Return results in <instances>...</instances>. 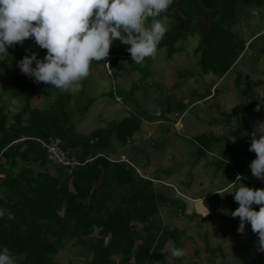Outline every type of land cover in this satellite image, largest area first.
<instances>
[{
	"label": "trees",
	"instance_id": "1",
	"mask_svg": "<svg viewBox=\"0 0 264 264\" xmlns=\"http://www.w3.org/2000/svg\"><path fill=\"white\" fill-rule=\"evenodd\" d=\"M262 4L264 0H183L179 3L180 10L187 16L211 17L210 27L203 31L195 30L201 35L195 55L200 58L198 65L203 76L214 74L220 77L230 70L245 47L244 41L230 28L237 23L238 8L241 5L260 7ZM173 7L172 4L168 11ZM164 16L172 18L175 23L166 31L158 50L166 49L168 55L172 56L181 52L176 43L186 40L190 30L185 29L181 20L166 14L161 17ZM26 50L13 54L10 60L19 61L29 54ZM120 55L130 57L127 50L121 52L111 47L104 61L94 62L120 72L125 69L118 58ZM39 56L43 57L40 52ZM150 61L151 57L146 58L139 64H143V67L132 65L130 71H140L143 78H148L150 71L144 66L150 64ZM7 65V62H3L1 66L0 84L14 98H21L23 105L11 117L6 114L5 106H0V209L14 215L13 219L7 215L0 218V246L8 247L17 257L18 264H56L53 257L61 249L63 240L77 238L78 242L95 243L94 264H110V256L119 253L124 246L127 248L123 264H129L131 250L138 238L130 232L132 217L124 209L117 210L120 214L116 210L110 213V202L105 203L108 202V194H104V188L110 185V172L123 184L133 178L132 168L127 164L111 163L109 154L112 138L120 145L126 144L140 129V118L126 117L118 123H111L106 131L97 130L87 136L79 135L71 122V95L54 86L29 81L25 76L6 79L4 71ZM48 91L56 95L54 104L45 110L33 108L34 98ZM9 120L12 121L10 124ZM53 138H59L61 149L80 165L70 168L56 166L50 161L40 141L49 142ZM249 144L248 137L243 139L233 160L238 163L239 174L246 177L242 181L245 186L264 188V181L257 178L252 180L251 171L246 170L247 163L242 160L247 157L251 162L255 158V153L248 150ZM102 178V184L93 189ZM99 193L102 195L100 199ZM87 200L89 207L86 206ZM96 202L99 206H95ZM233 206L235 209L238 203L234 201ZM253 207L259 210V206ZM156 214L157 207L154 205L152 212L140 219L147 222ZM96 229H99L97 236H92ZM146 234V246L137 249L133 255L136 264H151L152 259L148 261L150 249L160 233L146 231ZM173 234L162 233L159 239L164 242L172 238ZM175 234L178 235L176 239H179L180 233ZM247 236L256 246L258 238L251 231L250 225ZM256 255L252 264H264V252L257 250Z\"/></svg>",
	"mask_w": 264,
	"mask_h": 264
},
{
	"label": "rangeland",
	"instance_id": "2",
	"mask_svg": "<svg viewBox=\"0 0 264 264\" xmlns=\"http://www.w3.org/2000/svg\"><path fill=\"white\" fill-rule=\"evenodd\" d=\"M252 10L255 11L254 14ZM237 14V23L230 28L240 39L246 41L257 31L264 29V4L261 8L254 5H241ZM159 19L166 25L167 31L175 23L168 16ZM150 20L151 18L149 23ZM200 41V33L190 31L186 40L176 43L181 52L169 56L166 49L158 50L157 54L151 57L150 64L144 66L151 73V79L147 81L142 79L140 71L129 70L122 76L113 70L110 76L107 74V68L105 69L103 65L95 67L97 64L93 61L90 75L80 82L82 87L78 92L62 90L63 93L71 95L69 109L72 111L71 122L75 131L79 135L87 136L97 130L106 131L111 123H118L126 117L142 116L149 121L155 120V116L162 115L168 123L155 127L156 129L150 126H146V129L142 127L141 131L134 135V139L146 130H153V135L145 139L140 147L127 145L122 151L127 159L133 163L138 161L140 164L148 165L149 168L146 169V166L142 168L149 172L148 175L157 179L167 180L169 176H172L170 179L177 181L179 186L192 181L193 187L191 186L190 190L195 194H206L210 190L225 186L229 182L228 178L232 180L236 174L240 173L237 161L233 160V156L237 155L236 151L242 144L240 141L248 135L250 140V134L255 130L256 125L264 122V101L252 103L250 109L245 112L246 104L251 101L243 96L248 86L253 87L256 93H260L258 85H261L264 80L262 75L264 56L256 59L251 56V52L255 46L264 47V33L254 38L251 48L237 61L234 69H231L232 75L240 73L243 77L238 78V82L241 81L242 84L243 94L239 87L232 89L228 87L229 79L219 82L220 77L214 74L206 76L201 74V68L198 65L200 58L195 55ZM112 47L126 52V46L119 40L114 41ZM26 49L37 50L42 56L46 51L40 49L31 38L26 39L23 44L10 47L8 58L0 61V69L3 62L8 63L4 71L6 79L25 76L29 81H33L21 72L17 66L18 60H10L13 54ZM132 65L143 67V64L140 66L134 61ZM213 84L215 87L211 89ZM210 91L213 93L212 96L205 98L206 92L208 94ZM262 91L264 94L263 88ZM224 92H230L229 96L219 102ZM55 98V93L48 91L36 96L32 101V107L49 109L54 104ZM234 101L237 102L235 106L232 105ZM2 105L6 108V114L11 117L20 111L23 100L14 98L12 93L0 84V106ZM237 106H241L243 112L233 111ZM177 121L181 124L179 129L174 126ZM8 122L10 124L12 121ZM238 134L241 140L238 139ZM257 138H259L258 135ZM111 144L117 146L119 143L113 139ZM119 146L121 148V145ZM197 161L201 164L210 161L212 168L210 170H204L203 167L196 169ZM215 175L218 177L213 179ZM206 176L210 181L208 185L204 184L205 186L201 187L196 179L201 180ZM205 179L201 182H206ZM108 189V193L110 190L115 192L124 190L122 187L119 188L120 190L113 186L110 188L109 185L104 188L105 192ZM233 196L234 194L226 193L213 197L209 201L212 215L209 220L204 218L208 224L207 234L205 227L199 223L201 218H195L196 221L189 227L193 229L190 232L196 236L190 239L188 232H185L187 237L183 235V232H178L180 233L179 244H184L186 241L189 246L192 244L197 246L198 257L202 255L205 247H211L224 255V264H252L257 257V248L247 236L248 225L243 234L237 232L239 218H233L229 214L235 210ZM95 206L99 204L97 205L96 202ZM167 218L170 219V217ZM185 249L190 252L189 247ZM86 250V246L83 247L82 254ZM187 260L186 263L183 259L180 264L193 263L192 259Z\"/></svg>",
	"mask_w": 264,
	"mask_h": 264
},
{
	"label": "clouds",
	"instance_id": "3",
	"mask_svg": "<svg viewBox=\"0 0 264 264\" xmlns=\"http://www.w3.org/2000/svg\"><path fill=\"white\" fill-rule=\"evenodd\" d=\"M172 4L173 0H0V61L8 58L10 47L31 38L46 51L40 58L39 52L26 50L29 54L17 62L21 72L35 83L75 93L90 75L92 62L104 61L116 40L128 46L137 64L154 57L167 31L159 17ZM250 137L248 150L255 153L249 164L251 175L264 181V122L256 125ZM244 179L236 174L235 181L220 191L234 194L238 203L229 213L239 218L237 232L243 234L250 225L258 238L257 250L264 252V188L245 186ZM203 198L199 203L208 214ZM5 215L14 218L0 209V218ZM167 248L173 258L185 255L173 241L167 242ZM0 264H18L6 246H0Z\"/></svg>",
	"mask_w": 264,
	"mask_h": 264
},
{
	"label": "crops",
	"instance_id": "4",
	"mask_svg": "<svg viewBox=\"0 0 264 264\" xmlns=\"http://www.w3.org/2000/svg\"><path fill=\"white\" fill-rule=\"evenodd\" d=\"M259 8H261V6ZM251 12L252 14L255 13L254 10H252ZM196 21L197 22L194 25L198 24L197 26L198 28H196L195 30L203 31V30H206L211 25V17H210L209 23L205 25L204 23H200L198 20ZM190 24H189L190 27L194 26V25L191 26ZM195 30H192V31L194 32ZM263 33H264V29L261 31H257L252 37H250L246 41L238 37L240 40L244 41L245 47H244V50L240 53L237 61L248 52L249 48H251V45L254 42V38L261 36ZM251 56H253L256 59H260V57H263L264 47L261 48L259 46H255V48L252 49ZM118 58L121 62V65L126 68L124 70H121L120 72L118 70H115L114 72H116L117 74L118 73L122 74V76H124L126 72L131 70L132 68L131 56L126 57V56L120 55ZM237 61L230 68V70L232 68L234 69V66L237 65ZM97 66L101 67V65H96L95 67ZM104 67L105 69L107 68V71H108L107 74L111 76L112 75L111 72H113L112 67H107V66H104ZM230 70L223 76H220L219 82L222 81L223 79L225 80L229 79L228 80L229 83L227 84L229 88L232 89L234 87H239V90L242 91L241 81L238 82V78L242 76L240 75V73L232 75V70L231 71ZM262 75H264V73ZM147 79H151V73L148 78H144L143 80L147 81ZM261 85L262 86L264 85V80H263V83H261ZM261 85H258L260 93H256L253 87L251 88V86H248L245 88L244 94L242 91L243 96H245V98L251 101L250 103L246 104V107L244 108L245 112L250 109V106L252 105V103L256 104L258 101L259 102L264 101V94H262L263 92L262 88L264 89V87H262ZM214 87H215V84L211 86V89H214ZM228 93L230 92H224V94L221 95V97L219 98V102L224 101L226 97L229 96ZM212 94H213L212 91H210V93L208 94L206 92L205 98L207 99L210 98ZM117 99L119 100V98ZM236 104L237 102L234 101L232 105L235 106ZM235 110H239L243 112V109L241 108V106L235 107L233 111ZM138 118H140V129L138 130V132L141 131L142 127L146 129V126H150L153 129V127L155 128V127L164 126L168 123V120L166 118H163L162 115L161 117L155 116L154 117L156 118L155 120L152 119L149 121L143 118L142 116H138ZM179 122L180 121H177L174 125L177 129L181 127V124ZM152 135H153V130H146L143 133H141V135H139L138 137H135V139L133 137L129 138L126 144L121 145V148L119 146L120 144H118L117 146L111 144V147H110V154H109L110 162L116 163V164H124V165L127 164L133 170V174H131L133 178L130 180H127L125 184L121 183L113 175V173L110 172V188H112L113 186L115 189L120 190L119 188L122 187L124 189L123 191L115 192L114 190H110V193H108L109 189L106 192L104 190V193L108 194V202L110 201L109 203L110 213L113 212L114 210L117 211L118 209L119 210L124 209L128 214H131L132 220L130 221V226H131L130 232H133L138 238L135 239L134 246L131 250L132 257L129 260V264H136L135 257L133 256L134 253L136 252L137 249L139 250L141 247L143 248L146 246L145 245V242L147 239L146 231L159 232L160 233L159 236L162 233H174L172 238L170 237V239L168 238L164 242H162L161 238L159 239V236H158V239L153 243L150 249L151 255L148 261L152 259V261H150L151 264H180L182 263L183 259L185 260L184 262L187 263L188 258L192 259L191 260L193 261L192 264H224L225 262L224 255L219 253L218 251H216L215 249L211 247L210 248L205 247L203 249L202 255L198 257L199 256L198 247L195 246L194 244L192 245L190 244L191 246H189L186 241L184 244H179V239H176L178 235L175 233L183 232V235L187 237L186 233L188 232L189 238L193 239V237H195L196 235H193L192 232H190L193 229H191L189 226H191L192 222L196 221L195 218H201L199 223L201 224L202 227L203 226L205 227V232L207 234L208 224L206 223L204 218H207L206 220H209L212 215L211 205L209 204V201L213 197L226 194V192L220 191L226 185L219 189L210 190L206 194H195V193H192V191L190 190L193 184L192 181H190L188 184L187 182H185L184 184L179 186L177 181L170 179L172 176H169L168 177L169 179L167 180H161V179L155 178L154 176L148 175L149 172L143 169L145 168V166H146V169L149 168L148 165L140 164L138 161L136 163L129 161L122 151L125 149V147H127V145H135L136 147L142 146V144H144L145 139H149ZM238 135H239L238 139L241 140L242 138L240 134ZM247 137L249 138V135ZM113 139L116 140L115 138H112V140ZM240 143H242V141H240ZM242 160H245L247 163L246 170H250L249 159L245 157ZM211 163L212 162L208 161L206 162V164L204 163L201 164L200 161H197L196 169L203 167L204 170L205 169L210 170L212 168ZM52 172L54 171L52 170ZM217 177L218 176L215 175L213 179H216ZM251 178L252 180L256 179L252 175H251ZM204 179L206 180V182H201V181H204ZM228 180L229 182H234L235 177H233L232 180L228 178ZM196 181L199 184H201V187H204L205 186L204 184L208 185V182L210 181V179L208 178V176H206V177L201 178V180L198 178L196 179ZM102 182H103V178L102 180H100L93 186V189H96L97 187H99L100 184H102ZM127 186L128 188H125ZM70 188L73 190L72 185H70ZM202 197H204L203 205L204 207H206V209H208V214L206 210L199 203V200ZM98 198L99 199L102 198V195L100 193L98 195ZM136 201L138 202L137 204H135ZM131 204L133 205L131 206ZM154 205H156L157 207V214L155 216H152V218H149L147 222H144V220L140 219V217L143 218L145 214L152 212ZM86 206L88 207L90 206L88 200L86 201ZM94 210H96V208ZM117 212L118 214H120V211H117ZM38 213L41 216H43V213L39 211ZM61 214L63 215V212ZM167 217H170V219H168ZM184 229L186 231H184ZM98 232H99V229H96L92 236H97ZM110 240H111V235H110ZM108 241H109V238L106 240V242ZM168 241H173L177 247L183 248L185 255L183 257H178V258L171 257L170 252L167 248ZM94 244L95 243L93 241L78 242L77 238L65 239L61 243V249L59 250L58 254H56L53 257L54 262L56 264H94L95 254L93 251L94 249H96ZM85 246L87 250L84 252V254H82L83 247ZM188 247L190 248V252L185 249ZM126 248L127 247L124 246L123 250H120L119 253L116 252L112 256H110V264H123L124 260L126 259V252H125ZM212 250H215L216 252L213 253Z\"/></svg>",
	"mask_w": 264,
	"mask_h": 264
},
{
	"label": "built area",
	"instance_id": "5",
	"mask_svg": "<svg viewBox=\"0 0 264 264\" xmlns=\"http://www.w3.org/2000/svg\"><path fill=\"white\" fill-rule=\"evenodd\" d=\"M40 144L46 150L48 159L54 164L70 168L80 165L76 159L68 156L61 149V140L59 138L50 139L49 142L40 141Z\"/></svg>",
	"mask_w": 264,
	"mask_h": 264
},
{
	"label": "water",
	"instance_id": "6",
	"mask_svg": "<svg viewBox=\"0 0 264 264\" xmlns=\"http://www.w3.org/2000/svg\"><path fill=\"white\" fill-rule=\"evenodd\" d=\"M181 1H183V0H173V5H174L173 9L170 10V11H167L165 14L169 15V16H172V17H175L178 20H181L185 24V29L186 30L190 29L192 31V30H195L196 28H198L197 27L198 24L190 27L189 24H190L191 21L198 20L200 23H204V25L209 23V21H210V16L209 15H196V16H187V15H185L179 8V3ZM17 142H19V140Z\"/></svg>",
	"mask_w": 264,
	"mask_h": 264
}]
</instances>
